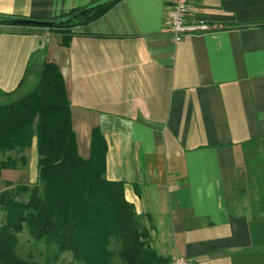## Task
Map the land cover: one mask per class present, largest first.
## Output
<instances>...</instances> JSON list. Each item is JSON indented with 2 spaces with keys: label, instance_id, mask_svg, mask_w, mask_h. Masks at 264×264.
Masks as SVG:
<instances>
[{
  "label": "crops",
  "instance_id": "crops-1",
  "mask_svg": "<svg viewBox=\"0 0 264 264\" xmlns=\"http://www.w3.org/2000/svg\"><path fill=\"white\" fill-rule=\"evenodd\" d=\"M96 1L0 0V14L50 19ZM166 5L118 0L67 47L45 29L1 27L0 90L18 88L36 53L55 64L78 154L89 157L99 129L105 178L123 183L158 255L264 264V0H189L187 22L215 30L179 43ZM27 151L26 169L0 181L36 182L35 141Z\"/></svg>",
  "mask_w": 264,
  "mask_h": 264
},
{
  "label": "trees",
  "instance_id": "trees-1",
  "mask_svg": "<svg viewBox=\"0 0 264 264\" xmlns=\"http://www.w3.org/2000/svg\"><path fill=\"white\" fill-rule=\"evenodd\" d=\"M116 1L98 0L59 17L33 20L52 23L41 29L67 47L74 29L99 19ZM18 18L0 14V28L35 29L14 24ZM30 78L33 84L20 95ZM33 141L36 182L13 187L6 182L0 191V264H37L31 256L26 261L17 254L23 233L35 247L44 246L42 264L64 254L78 264L169 263L151 246L123 183L106 180V144L99 129L91 132L89 157L78 154L62 75L38 53L29 59L16 90H0V179L3 170L26 169L25 152ZM23 196L26 201L20 200Z\"/></svg>",
  "mask_w": 264,
  "mask_h": 264
},
{
  "label": "built area",
  "instance_id": "built-area-1",
  "mask_svg": "<svg viewBox=\"0 0 264 264\" xmlns=\"http://www.w3.org/2000/svg\"><path fill=\"white\" fill-rule=\"evenodd\" d=\"M189 0H167L165 9V25L173 38L174 43H179L186 36L202 34L215 30L212 25L205 23H188ZM171 264H192L183 256L172 258Z\"/></svg>",
  "mask_w": 264,
  "mask_h": 264
},
{
  "label": "rangeland",
  "instance_id": "rangeland-1",
  "mask_svg": "<svg viewBox=\"0 0 264 264\" xmlns=\"http://www.w3.org/2000/svg\"><path fill=\"white\" fill-rule=\"evenodd\" d=\"M47 37H50V36L47 35ZM33 82H34V80L32 78H30V79H28V81L24 85L31 86L33 84ZM262 154L264 155V147L262 148ZM25 155H28V151L27 150L25 152ZM261 164H262V167H261V170H260L261 172L259 171L258 174H257V181H259V182H263L264 181V178H263V174H264V157H263V162ZM6 182L7 181H2V180L0 181V191L6 189V185H5ZM13 186H14V184L12 183V187ZM20 200L26 201L27 200V196H23ZM140 223H141L142 227L146 228L147 223L145 222L143 217H142ZM150 233H151V235L154 238V233H152V231H150ZM17 254H18V256L20 258H22L23 260H26V261L27 260L31 261L29 259V257L31 256L33 258V262H35L37 264L44 263V260L46 258V254H45V251H44V246L43 245H40V246L38 245L37 247H35L32 244V241L29 239V237L27 236L26 233H23V234L18 236ZM159 256L164 257L162 255H159ZM164 258L168 259L167 257H164ZM168 260L170 262V259H168ZM50 263H51V261L49 262V264ZM52 264H78V263H75L72 260L70 255L64 254V255L60 256L59 259L56 262H52Z\"/></svg>",
  "mask_w": 264,
  "mask_h": 264
},
{
  "label": "water",
  "instance_id": "water-1",
  "mask_svg": "<svg viewBox=\"0 0 264 264\" xmlns=\"http://www.w3.org/2000/svg\"><path fill=\"white\" fill-rule=\"evenodd\" d=\"M13 23L17 25H21V26L35 27V28H47L52 25V23L50 22L38 21V20L27 19V18L15 19L13 20Z\"/></svg>",
  "mask_w": 264,
  "mask_h": 264
}]
</instances>
